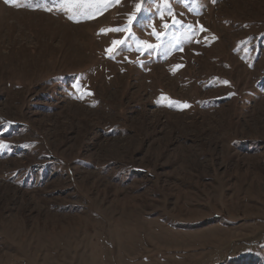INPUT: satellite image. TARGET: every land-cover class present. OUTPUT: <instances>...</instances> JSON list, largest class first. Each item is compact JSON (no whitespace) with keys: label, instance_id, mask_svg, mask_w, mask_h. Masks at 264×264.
<instances>
[{"label":"rangeland","instance_id":"1","mask_svg":"<svg viewBox=\"0 0 264 264\" xmlns=\"http://www.w3.org/2000/svg\"><path fill=\"white\" fill-rule=\"evenodd\" d=\"M68 15L0 0V264H264V0Z\"/></svg>","mask_w":264,"mask_h":264},{"label":"snow or ice","instance_id":"2","mask_svg":"<svg viewBox=\"0 0 264 264\" xmlns=\"http://www.w3.org/2000/svg\"><path fill=\"white\" fill-rule=\"evenodd\" d=\"M119 2L120 0H80V2H77V0H65V4L67 5V10H69L68 18L70 20H73V22H80V20L82 19H92L96 15H99L103 11H106L108 8L115 6V4H118ZM162 2L164 3L165 6H167L168 0H162ZM4 3L11 4L13 3V0H4ZM135 9L136 12H142L143 9L141 3H137L135 5ZM137 18L138 17L134 12L129 16L128 24L133 25L134 21ZM162 27L167 28L168 25L164 24L162 25ZM109 31L121 32V31H125V29L124 28L101 29V32L104 34H107V32ZM153 35H156V33L153 32ZM157 39H159V36H157ZM121 43H123V41H113L114 45ZM106 51H109V53L111 54L110 49Z\"/></svg>","mask_w":264,"mask_h":264},{"label":"trees","instance_id":"3","mask_svg":"<svg viewBox=\"0 0 264 264\" xmlns=\"http://www.w3.org/2000/svg\"><path fill=\"white\" fill-rule=\"evenodd\" d=\"M164 39H165V38H161V39H160V42L163 41Z\"/></svg>","mask_w":264,"mask_h":264}]
</instances>
